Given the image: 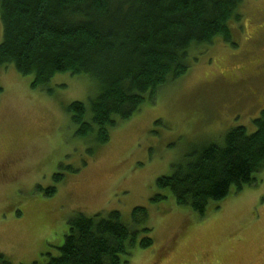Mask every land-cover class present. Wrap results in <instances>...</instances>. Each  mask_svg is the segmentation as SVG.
Listing matches in <instances>:
<instances>
[{"label":"rangeland","instance_id":"1","mask_svg":"<svg viewBox=\"0 0 264 264\" xmlns=\"http://www.w3.org/2000/svg\"><path fill=\"white\" fill-rule=\"evenodd\" d=\"M238 12L229 25L235 45L219 36L193 46L187 72L118 121L99 147L75 136L66 112L73 101L89 103L88 77L56 73L32 87V75L0 66V254L11 264H43L59 255L74 213L117 210L131 227L132 210L144 207L140 224L152 229L153 244L130 248L127 264H264V166L203 216L156 186L193 148L222 144L237 126L254 131L264 109V0H241ZM57 172L63 181H53ZM51 186V196L38 190Z\"/></svg>","mask_w":264,"mask_h":264},{"label":"trees","instance_id":"2","mask_svg":"<svg viewBox=\"0 0 264 264\" xmlns=\"http://www.w3.org/2000/svg\"><path fill=\"white\" fill-rule=\"evenodd\" d=\"M240 2L0 0V66L10 63L20 74L32 75V87H43L56 73L88 77L95 91L89 103L73 101L66 112L76 126L75 136L92 138L99 147L118 121L131 118L146 98L154 99L187 72L193 46L210 45L219 36L235 45L229 25L240 21ZM252 122L251 134L237 126L222 144L209 142L188 151L170 174L157 178V188L199 216L208 205L218 209L232 187L236 193L252 185L264 166V109ZM52 179L61 182L64 174L57 172ZM38 190L51 196L56 187ZM132 217L135 225L130 227L117 210L74 213L59 255L47 254L43 264H127L130 248L153 244L152 229L140 224L148 218L147 209L135 207ZM0 264L11 263L0 254Z\"/></svg>","mask_w":264,"mask_h":264},{"label":"flooded vegetation","instance_id":"3","mask_svg":"<svg viewBox=\"0 0 264 264\" xmlns=\"http://www.w3.org/2000/svg\"><path fill=\"white\" fill-rule=\"evenodd\" d=\"M3 172H7L5 168V164L0 167V174H3Z\"/></svg>","mask_w":264,"mask_h":264}]
</instances>
